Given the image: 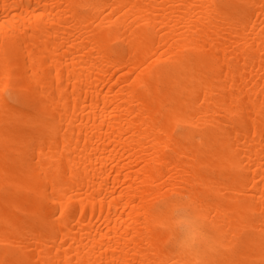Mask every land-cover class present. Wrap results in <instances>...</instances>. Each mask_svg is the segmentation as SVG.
<instances>
[{"label":"bare ground","instance_id":"bare-ground-1","mask_svg":"<svg viewBox=\"0 0 264 264\" xmlns=\"http://www.w3.org/2000/svg\"><path fill=\"white\" fill-rule=\"evenodd\" d=\"M181 195L264 264V0H0V264H183Z\"/></svg>","mask_w":264,"mask_h":264},{"label":"clouds","instance_id":"clouds-1","mask_svg":"<svg viewBox=\"0 0 264 264\" xmlns=\"http://www.w3.org/2000/svg\"><path fill=\"white\" fill-rule=\"evenodd\" d=\"M158 219L163 230L169 234V243L183 264H209V259L222 246L198 205L188 195L161 201Z\"/></svg>","mask_w":264,"mask_h":264}]
</instances>
